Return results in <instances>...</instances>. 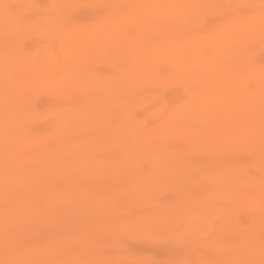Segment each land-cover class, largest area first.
<instances>
[{"label":"rangeland","instance_id":"rangeland-1","mask_svg":"<svg viewBox=\"0 0 264 264\" xmlns=\"http://www.w3.org/2000/svg\"><path fill=\"white\" fill-rule=\"evenodd\" d=\"M124 1L125 5L123 3L120 5L116 4L118 0H69L66 3L68 5L67 10L65 9L63 13H60L59 16L61 17L57 21H54V15L51 14V10L53 11L55 7L53 4L54 0H32L31 7L26 12L20 14L22 16H19V19L24 20L22 25L24 27L20 31V36H17L18 42H16V38L10 35L3 37L0 30V55L8 54L9 49L12 46L15 48L19 43L18 51H22L23 56L31 55L34 57L37 55L34 58L37 59L38 67L37 87L33 90L31 86H24L20 93L22 97L19 95V98L14 103L15 109L12 110L11 116L16 120L18 119L16 122L17 129L14 132L17 136H14L13 142L10 141L6 146H2V150L0 151V173L2 169L6 171L4 174L10 177L14 173V161L18 156L13 151L18 136L21 138L20 141L26 140L27 146L37 148V160L39 161L49 155L58 156L57 150L59 147L55 140L69 143V147L64 148L65 150L72 147V150H76L77 147H81L83 144L87 143L89 145L91 143L89 147L93 148L95 146V152L93 151L91 156L84 159L77 168L71 167L72 169L68 170L69 174L66 172L62 175H56L45 182L48 183L49 187L51 185L52 191L59 189L58 192L64 191L67 193L73 189L74 192L81 193L83 190L92 191L94 189L93 195L96 194L94 202L99 204L103 203L104 198L111 196L109 205L106 208L92 212L86 219L83 218L86 215H78L76 209L75 211L74 208L68 210V202L57 204V207L54 208L57 211L56 213H61L59 216L61 221L59 219H47L46 222L45 219H32L34 225L30 221L31 226L27 220L24 222L21 219H5L4 221H7L6 225L5 223L1 225L6 229V232L11 229L15 230L14 232L10 231L12 232L11 236H9L11 242L10 240L8 242L14 246L15 251L21 252L28 249V252L20 258L18 257L19 259L10 255V258L9 256L1 257L0 255V264H26L27 260L30 262L35 260L37 264H84L81 261L85 259L82 253L79 257L82 263L73 257L75 250L84 245L90 246L88 249L84 246V250H86L84 254L98 252L96 253L98 254L97 256L103 259L101 263L105 264H233L231 262L233 258L235 259L234 261L246 259L249 262L247 264L264 262V257L258 258L260 261L258 259L253 261L256 252H252L255 249L257 251L261 250V246L263 251L264 247V202L260 199L259 206H255V203L251 199L250 201L247 200L241 203L240 200L233 198L223 199L215 195V192H224L230 186L228 183L232 182L230 181L231 178L237 175V177L241 176L242 178L240 181L232 182V186L237 187L239 193L241 192L243 195H246L244 199L248 198L247 194L253 192L252 186L254 184L263 187L261 193L264 196V23L262 25V21H260L263 20L264 22V0ZM147 4L151 7H157L156 10L141 15L139 13L141 12L140 9L143 5ZM7 5L8 10L2 16H8L18 11V7L16 6L18 4L14 0H9ZM128 5L130 6L128 7ZM101 12L102 14H100ZM160 15L167 17V19H164L166 20L164 23L160 21ZM140 16L143 17V23L139 22L138 32L143 33L141 37L149 36L147 39H150L146 41L148 45L145 52L140 47L142 45L140 38H135L137 34L136 29H133L127 36L130 38L128 44L123 45L118 43L115 46L112 44H108L107 46L102 45L100 54H97L96 50L89 48L87 50L88 54L90 53L88 60H80L81 67L83 66V68L88 69L89 73L92 72V74L98 76L103 84V89L98 91L97 88H94L91 91L84 92L82 88H79L78 84H74L73 90L71 89L67 92V87L63 88L50 83L52 76H56V73L65 74L63 68L69 67L67 57L65 61L62 54L65 53L63 52L64 49L70 48L72 41L66 38L62 39L65 37V34L62 35L64 28H72L76 34H81V36H77V39L76 36L73 38L78 43L80 41V43H85L90 40L91 37L89 38V36L95 35L96 29H98V25L102 20L119 18L117 19L119 21L118 24H123L129 19L135 21ZM43 17L44 19H42ZM39 19L42 20L40 23ZM61 21L63 24L65 23L64 26L63 24L56 23H61ZM240 22H242V27ZM260 22L261 24H259ZM244 23L245 25H243ZM156 31L157 34L161 32L159 37H155ZM254 31L256 34H254ZM231 35L235 37L233 38ZM246 35L247 37H245ZM142 38L145 39L146 37ZM210 38H213V40ZM222 38L224 41L220 42L223 40ZM175 39H179L177 42L183 43L184 50L179 51V53L174 50L168 52L170 41ZM133 40L134 42H131ZM213 43L215 44L214 47L212 46ZM189 46L191 47L189 48ZM196 47L200 48V50ZM58 48L61 55L56 52ZM211 48L214 50H211ZM154 50L159 52L152 53ZM108 54H112V57L110 55V57L107 56ZM151 54H159L158 57L161 58L157 61L159 63L151 62ZM130 55L132 56L130 57ZM200 56L204 60H206L205 58L209 60L221 57L211 66H208L209 68H203L199 64L200 62L196 61ZM225 57L237 58L238 60L235 61L237 62L238 70L235 74L233 72L232 78H234L233 82H235L237 88L240 89L236 91L241 94L236 98H225L222 102L223 104H219L221 107L216 106L218 107V112L217 115H214L213 121L211 117L204 116L198 109H194L195 111L191 116L190 109L192 108V102L200 106L203 103V99H205V94L212 93L214 90L212 88L217 87L219 89L218 87L222 85V82L214 81V84L207 86V89H210L211 92L203 88L201 85L203 69L205 71L210 70L208 73H211L218 63L224 62L223 59ZM54 59L55 66L52 65L48 69V61L50 60L49 62H51ZM125 59L128 64L127 62H123ZM143 61L145 62L143 63ZM133 62L140 69L139 71H143L145 77L133 83L127 90L124 89L125 92L122 93L118 99L119 101H117L118 106H112L108 116L105 115L99 124H94L91 127L93 132L84 134L80 128L76 129L75 125L70 127L69 125L72 122L83 123L84 116L88 112L87 110H92L91 106L95 105L93 101H89L91 98H108L111 88L118 87V85L117 87L112 85L115 81L114 78H118V75H114V72H121L125 71L123 69L134 67ZM208 62L209 64L211 63V61ZM6 65H12L15 68L18 64L10 59L5 62ZM208 73L207 75H209ZM235 76L239 78L237 77L236 80ZM50 87L56 88L52 90ZM243 90L247 94H253L254 98L256 97L257 101L253 108H245L240 102L243 98ZM200 95H202V98ZM186 105L190 106L187 107ZM67 108L73 110L69 118L67 116ZM120 111L122 112L120 113ZM16 116H25V118L22 117L23 119L19 120ZM22 122L23 124H20ZM212 128L213 130H211ZM184 132L186 133L185 135ZM214 132H219L221 135L220 139L212 135ZM202 133L206 134L205 137ZM130 138L131 140H129ZM235 143L238 144L236 145L238 147L235 146ZM146 144L149 145L145 149ZM138 145L140 147L136 149ZM141 145L144 147H141ZM130 148L132 152L128 155ZM4 150L7 151L5 152ZM171 164L175 166L173 167L175 170L172 169ZM109 175L110 177H108ZM114 178L118 182L117 187L111 185ZM134 182L136 183L134 184ZM119 184H123L122 187ZM86 187L87 189H85ZM113 214L115 215L114 217ZM76 215L80 218H75L77 217ZM23 222L26 226L23 225ZM22 225L26 228H22ZM3 228L1 227V231H3ZM79 230L80 232H85H83L81 239L74 240L72 237ZM1 231L0 239L5 233ZM55 237H59V242L62 241L64 243L63 247L65 250H46V246ZM249 238H253V240L258 239V243L263 244L257 248L259 245L256 243V248L250 251L252 255L248 254L247 247L254 246L253 243L255 242H251V246L247 245ZM110 241L111 243H109ZM29 247L34 248L31 250ZM7 248L2 247L0 251L5 252ZM226 252L227 254H225ZM43 261L44 263H42ZM240 262L242 261L236 262V264H240ZM90 264L92 263L90 262Z\"/></svg>","mask_w":264,"mask_h":264},{"label":"bare ground","instance_id":"bare-ground-1","mask_svg":"<svg viewBox=\"0 0 264 264\" xmlns=\"http://www.w3.org/2000/svg\"><path fill=\"white\" fill-rule=\"evenodd\" d=\"M9 0H0V30L2 31L1 33L3 34V37H6L7 35H10L11 37H14L16 38V42L17 41V36H20V31L22 30V26L23 25V21L22 19H19V16H22L20 14H22L23 12H26L30 7H31V2L32 0H14L18 5H16L18 8V11L15 13H12L8 16H2L4 14L5 11L8 10V5H7V2ZM67 1L69 2V0H54V9L53 11L51 10V14H53V19L54 21L61 17L59 16L60 13H63V11H65V9L68 7V5L66 4ZM72 1V0H71ZM88 1V0H87ZM92 1V0H91ZM95 1V0H94ZM108 1V0H107ZM124 0H118V2L116 4L120 5L121 3H123V5H125V1L123 2ZM134 1V0H133ZM140 2L144 1V0H139ZM187 1V0H186ZM192 1V0H191ZM242 2V1H241ZM245 2V1H244ZM147 3V2H146ZM172 3V2H171ZM192 3V2H191ZM214 3V2H213ZM52 4V5H53ZM77 4V3H76ZM136 4V3H134ZM208 4V2H207ZM218 4V3H217ZM104 5V4H103ZM107 5V4H106ZM127 5V3H126ZM130 5H128L129 7ZM133 6V5H132ZM136 6V5H135ZM140 6V5H138ZM53 7V6H52ZM141 7V6H140ZM172 7V6H171ZM175 7V6H174ZM15 8V7H14ZM115 8V7H114ZM157 7L155 6H150V5H143L142 8L140 9L141 12H139L141 15L143 13H149V12H152V11H155ZM207 8V7H206ZM96 9V8H95ZM10 10V9H9ZM49 10V9H48ZM67 10V9H66ZM121 10V9H120ZM125 10V9H124ZM11 11V10H10ZM30 11V10H29ZM158 11V10H157ZM93 12V11H92ZM107 12V11H106ZM133 12V11H131ZM135 12V11H134ZM48 13V12H47ZM105 13V12H104ZM103 13V14H104ZM159 13V12H158ZM99 14V13H98ZM102 14V12L100 13ZM115 14V13H114ZM233 14V13H232ZM112 15V14H111ZM121 15V14H120ZM149 15V14H148ZM110 16V15H109ZM124 16H126L124 14ZM262 16V15H261ZM29 17V16H28ZM34 17V16H33ZM45 17V16H44ZM44 17L42 19H44ZM107 17V16H106ZM129 17V16H128ZM147 17V16H146ZM155 17V16H154ZM110 18V17H109ZM123 18V17H122ZM196 18V17H195ZM262 18V17H261ZM32 19V18H31ZM119 19V18H117ZM117 19H108L106 21H103L98 25V29H96V32H95V35H92V36H89L90 40H88L87 42L85 43H78L76 41L77 39V36H81V34H76L75 31H73L72 28L70 29H63V34H65V37H63L62 39H68V40H71L72 41V45L70 46L69 49H61L63 50V52H65L64 54H62V56L64 55V59L65 61L68 59V63H69V67L66 66L63 68V71L65 72V74H62V73H59L57 74L56 73V76H52L51 77V81L50 83L54 84V85H57L59 87H63V88H68L67 92H69L74 84H78L79 88H82L85 91H91L93 90L94 88H97L98 91L103 89L102 86V82L99 80L98 76L95 75V74H92L89 73L88 69L86 68H83V66L81 67V63H80V60L83 61V60H88L89 58V54L87 52V50L90 48L96 50V53L97 54H100V48L102 47V45H108V44H112L113 46H115L116 44L118 43H121L123 45H126L130 42V38L127 37L129 33L132 32L133 29H136L137 31V34L135 35V38H140V42L142 43V45L140 46L141 48H143V51L145 52L146 51V47H147V43L146 41L150 40V39H147V37L149 36H142V37H146L145 39H143L141 37V35H143V33H140L138 32V24L139 22L143 21V17H139L137 19L134 20H127V22H124L122 25L121 24H118L119 21ZM121 19V17H120ZM127 19V18H126ZM158 19V18H157ZM159 19L161 22L164 23V19H167L166 16H163V15H160L159 16ZM234 19V18H233ZM241 19V17H240ZM256 19H258L256 17ZM38 20V19H37ZM61 20V19H60ZM95 20V19H94ZM101 20V19H100ZM150 20V19H149ZM237 20V19H236ZM255 20V19H254ZM40 20L39 19V23H40ZM45 21V20H43ZM97 21V20H96ZM123 21V20H122ZM121 21V22H122ZM146 21V20H145ZM242 22H244L243 20H241ZM259 21V20H257ZM262 21V25H263V20H260ZM53 22V20H52ZM68 22V21H67ZM153 22V21H151ZM157 22V21H156ZM238 22V21H237ZM242 22H240L241 24V27H242ZM248 23H250L249 21H247ZM33 24V22H31ZM38 23V24H39ZM42 23V22H41ZM51 23V22H50ZM57 24H63V22L61 21V23H58L56 22ZM143 23V22H142ZM162 23V24H163ZM254 23V22H253ZM29 24V23H28ZM35 24V23H34ZM47 24V23H45ZM76 24V23H74ZM73 24V25H74ZM228 24V23H227ZM230 24V23H229ZM233 24H236V23H233ZM251 24V23H250ZM261 24V22L259 23ZM37 25V24H36ZM34 25V26H36ZM55 25V24H54ZM65 25V23L63 24V26ZM72 25V26H73ZM176 25V24H175ZM231 25V24H230ZM239 25V24H238ZM237 25V26H238ZM245 25V23L243 24ZM247 25V24H246ZM29 26V25H28ZM32 26V27H34ZM47 26H50V25H47ZM75 26V25H74ZM94 26V25H93ZM227 26V25H226ZM251 27V25H249ZM264 26V25H263ZM54 27V26H53ZM66 27V26H65ZM91 27V26H90ZM228 27V26H227ZM235 27V26H233ZM255 27V26H254ZM253 27V29H254ZM257 27V26H256ZM262 27V26H261ZM31 28V26H30ZM79 28V27H78ZM239 28H240V25H239ZM249 28V27H248ZM247 28V29H248ZM264 28V27H263ZM262 28V29H263ZM84 29V28H83ZM184 29V28H183ZM230 29V27H229ZM44 30V29H42ZM86 30V29H85ZM172 30V29H171ZM246 30V29H245ZM255 30V29H254ZM27 31V30H26ZM35 31V30H34ZM57 31V30H56ZM77 31V30H76ZM90 31V30H89ZM140 31V30H139ZM155 31V30H154ZM180 31V30H179ZM232 31V30H231ZM235 31V30H234ZM233 31V32H234ZM238 28H237V32H238ZM86 32V31H85ZM164 32V31H163ZM170 32V31H169ZM178 32V31H177ZM224 32V31H222ZM232 32V33H233ZM255 32V31H254ZM264 32V31H263ZM262 32V33H263ZM34 33V32H33ZM79 33V32H78ZM84 33V32H83ZM182 33V32H181ZM230 33V31H229ZM242 33V32H241ZM240 33V34H241ZM249 33V32H248ZM259 33V32H258ZM37 34V33H36ZM42 34V33H41ZM147 34V33H146ZM145 34V35H146ZM161 34V32L159 34H157V31L155 32V37H159V35ZM231 34V33H230ZM235 34V33H233ZM238 34V33H237ZM247 34V33H246ZM256 34V32L254 33ZM40 35V34H39ZM61 35V34H60ZM163 35V34H162ZM176 35V34H175ZM229 35V34H228ZM76 36V39L73 38ZM88 36V35H87ZM169 36V34H168ZM166 36V37H168ZM190 36V35H189ZM224 36V35H223ZM227 36V35H226ZM232 36V35H231ZM238 36V35H237ZM251 36V35H250ZM249 36V37H250ZM263 36V35H262ZM163 37V36H162ZM174 37V36H173ZM222 37V36H221ZM233 37V36H232ZM235 37V36H234ZM233 37V38H234ZM240 37V36H239ZM247 37V35L245 36ZM220 38V37H219ZM230 38V36H229ZM231 38V39H233ZM238 38V37H236ZM262 38V37H261ZM20 39V38H19ZM56 39V38H55ZM87 39V38H86ZM213 40V38H210ZM223 39V38H222ZM250 39V38H249ZM52 40V39H51ZM164 40V39H163ZM177 40L179 39H175L173 41H170V47L168 49V52L171 51V50H174L176 51L177 53H179V51H183L184 50V47H183V43H179V41L177 42ZM197 40V39H196ZM208 40V39H207ZM220 40V39H219ZM218 40V41H219ZM229 40V39H228ZM239 40V39H238ZM248 40V39H247ZM251 40V39H250ZM257 40V39H255ZM10 41V40H9ZM49 41V40H48ZM58 41V40H57ZM65 41V40H64ZM162 41V40H161ZM167 41V40H166ZM224 39L220 42H223ZM231 41V40H230ZM54 42V41H53ZM63 42V41H62ZM83 42V41H82ZM131 42H134L131 41ZM138 42V41H136ZM183 42V41H182ZM214 42V41H213ZM232 42V41H231ZM69 43V42H68ZM139 43V42H138ZM165 43V42H164ZM210 43V41H209ZM208 43V44H209ZM259 43V42H258ZM9 44V43H8ZM140 44V43H139ZM211 44V43H210ZM226 44V43H225ZM17 45V44H16ZM154 45V44H153ZM157 45V44H156ZM161 46H164L162 44H160ZM214 43H213V47H214ZM239 45V44H238ZM15 46V45H14ZM18 46H19V43H18ZM18 46H15V48L12 46L10 49H9V52L8 54H3V55H0V151L2 150V146H6L10 141H12V139H14V136L16 137L17 135H15V131H16V122L17 120L12 117V110L15 109L14 107V103L16 102V100L19 98V95H21V90L24 86H31V89H35L37 87V59L32 57L31 55H28V56H23V52H19L18 51ZM22 46V45H21ZM57 46V45H56ZM139 46V45H138ZM198 46V45H197ZM53 47V46H52ZM191 46H189L190 48ZM216 47V46H215ZM8 48V46H7ZM21 48V47H20ZM65 48V47H64ZM113 48V47H112ZM139 48V47H138ZM186 48V47H185ZM197 48V47H196ZM209 48V47H208ZM217 48V47H216ZM234 48V47H233ZM103 49V48H102ZM106 49V48H105ZM119 49V48H118ZM136 49V48H135ZM150 49V48H148ZM147 49V50H148ZM187 49V48H186ZM200 50V48H197ZM203 49V48H202ZM220 49V48H218ZM223 49V48H222ZM6 50V49H5ZM24 50V49H23ZM59 50V48H58ZM56 51L58 52L57 54H60V50L59 51ZM104 50V49H103ZM102 50V51H103ZM117 50V49H116ZM165 50V49H164ZM190 50V49H189ZM211 50H214L211 48ZM228 50V49H227ZM25 51V50H24ZM27 51V50H26ZM54 51V50H52ZM101 51V52H102ZM151 51V50H150ZM167 51V50H166ZM194 51V50H193ZM16 52V53H15ZM30 52V51H29ZM62 52V53H63ZM115 52V51H114ZM159 52V51H158ZM156 50L152 51V53H158ZM212 52H215V51H212ZM34 53V52H33ZM109 53V52H108ZM138 53V52H137ZM195 53V52H194ZM219 53V51H218ZM36 54V53H35ZM105 54V53H104ZM124 54H126V52H124ZM160 54V53H159ZM158 54V55H159ZM202 54V52H201ZM238 54V53H237ZM25 55V54H24ZM55 55V54H54ZM61 55V54H60ZM66 55V56H65ZM110 54H108L107 56H109ZM145 55V54H144ZM158 55H152L151 54V62L152 63H155L157 62L158 60H160L161 58L158 57ZM176 55V54H175ZM181 55V54H180ZM199 55V54H198ZM98 56V55H97ZM103 56V55H102ZM112 57V54L110 55ZM109 56V57H110ZM132 55H130L131 57ZM142 56V55H141ZM168 56V55H167ZM192 56V55H191ZM194 56V54H193ZM202 56V55H201ZM201 56L199 57L198 60V63L200 65H202V67H207L209 68L208 66H211L215 61H217L219 58H213V59H209L207 60V58H205L206 60L202 59ZM236 56V55H235ZM67 57V59H66ZM128 57V56H127ZM136 57V56H134ZM178 57V55H177ZM182 57V56H181ZM187 57V56H186ZM214 57V56H213ZM22 58V59H20ZM43 58V57H42ZM48 58V57H47ZM46 58V59H47ZM61 58V56H60ZM115 58V57H114ZM137 58V57H136ZM212 58V56H211ZM12 59L13 61H15V63H17L18 65L14 68L12 67V65H6L5 66V62H7L8 60ZM20 59V60H18ZM45 59V57H44ZM109 59V58H108ZM111 59V58H110ZM148 59V58H147ZM176 59V58H175ZM174 59V60H175ZM179 59V58H178ZM234 59V60H233ZM227 58L225 57L223 59V63H218L217 66H215V69L211 72V73H208V71L210 72V70H207L202 73L201 75V85L203 88H206L207 89V86L209 84H214L215 82L214 81H220L222 82V85H220V87H218L219 89H217V87L215 88H212L214 89L212 93L206 95L205 94V99H203V103L200 104V106L196 105L195 102H192V108L190 109V113L191 116L193 115V112L195 111L194 109H198L200 110V112L204 115V116H209L211 117L212 121L214 120V115H217V112H218V107H221V105L219 106V104H223L222 102L224 101L225 98H228L229 97H238L241 93L238 92L240 89L237 88V86L235 85V82L234 81V78H232V75H233V72L234 74L236 73V71L238 70V65L237 62H235L237 60V58ZM92 60V59H91ZM97 60V59H96ZM100 60V59H99ZM138 60H139V57H138ZM137 60V61H138ZM50 61V60H49ZM47 63V67L48 69L54 65L55 66V59L51 62ZM111 61V60H110ZM140 61V60H139ZM163 61V60H162ZM189 61V60H188ZM208 61H211V63L209 64ZM238 61V60H237ZM47 62V61H46ZM61 62V61H60ZM64 62V61H63ZM94 62V61H92ZM119 62V61H117ZM123 62H127L126 59L125 61L123 60ZM145 61H143L144 63ZM170 62V61H169ZM185 62V61H184ZM208 62V63H207ZM42 63V62H41ZM45 63V62H44ZM141 63V62H140ZM159 63V62H157ZM239 63V62H238ZM83 64V63H82ZM89 64V63H88ZM123 64V63H122ZM121 64V65H122ZM128 64V62H127ZM146 64V63H145ZM148 64V63H147ZM174 64V63H173ZM182 64V63H181ZM92 65V64H91ZM110 65V64H109ZM133 65L134 67L130 68V69H123L125 71H121V72H114V75H118V78H114L115 81L113 82V86H116L118 85L117 88H111V91H110V95L108 96V98H94V99H90L89 101H93L95 103V105L91 106V108H93L92 110H87L88 112L86 113V115L84 116V121L83 123H71L69 126L72 127L73 125H75L76 129H81L84 134H90L92 131V126L94 124H99V122H101L103 120V118L105 117V115L108 116L109 114V111H111L110 109H112V106H118V102L119 101V97H121L122 93L125 92V90H127L128 88L131 87V85L133 83H135L136 81H139L141 80L142 78L145 77V74H143V71H139L140 69L137 68V65L133 62ZM216 65V63H215ZM240 65V64H239ZM41 66V65H40ZM64 66V65H63ZM70 66H72V68H70ZM125 66V65H124ZM139 66V65H138ZM90 67V66H89ZM93 67V66H92ZM114 67V66H113ZM150 67V66H148ZM196 67V65H195ZM242 68V67H241ZM45 69V68H44ZM59 69V67H58ZM65 69V70H64ZM73 69V71H72ZM94 70V69H93ZM112 70V69H111ZM115 70V69H114ZM186 70V69H185ZM201 70V71H203ZM62 71V70H61ZM178 71V70H177ZM47 72V71H46ZM56 72V71H55ZM94 72V71H93ZM147 72V71H146ZM159 72V71H158ZM200 72V71H199ZM207 73L209 75H207ZM181 75V73H179ZM200 74V73H199ZM195 75V74H194ZM100 76V75H99ZM104 76V75H103ZM43 77V76H42ZM102 77V76H101ZM113 77V76H111ZM136 77V78H135ZM157 77V76H156ZM159 77V76H158ZM236 77V76H235ZM238 77V76H237ZM237 77H236V80H237ZM50 78V77H49ZM200 78V77H198ZM239 78V77H238ZM112 79V78H111ZM149 79V78H148ZM49 80V79H48ZM155 80V78H154ZM225 80V82H224ZM240 80V79H238ZM105 81V80H104ZM151 82V81H150ZM156 82V81H155ZM246 82V81H245ZM256 82V81H255ZM262 82V81H261ZM148 83V82H147ZM152 83V82H151ZM154 83V81H153ZM199 83V82H198ZM239 83V82H238ZM46 84V83H45ZM49 84V82H48ZM106 84V83H105ZM141 84V83H140ZM221 84V83H220ZM244 84V83H243ZM136 85V84H134ZM217 86V85H216ZM255 86V84H254ZM253 86V87H254ZM257 86V85H256ZM52 90L55 89L56 87H50ZM210 88V86H209ZM243 88V87H242ZM125 89V90H124ZM244 89V88H243ZM51 90V91H52ZM57 90V89H56ZM59 90V89H58ZM73 90V89H72ZM207 90H210V89H207ZM238 90V91H236ZM249 90V89H248ZM108 91V89H107ZM202 91V90H201ZM199 91V92H201ZM252 91V90H251ZM32 92V90H31ZM64 92V91H63ZM78 92V91H77ZM206 92V91H205ZM209 92V91H208ZM211 92V90H210ZM81 93V92H80ZM87 93V92H86ZM134 93V92H133ZM258 93V92H257ZM264 93V92H263ZM61 94V93H60ZM59 94V95H60ZM108 94V93H107ZM127 94V93H126ZM198 94V93H197ZM48 95V94H47ZM58 95V94H57ZM263 95V94H262ZM102 96V95H101ZM196 96V95H195ZM201 98H202V95H200ZM254 95L253 94H247V92L245 90L242 91V100L240 101L242 103L243 106H245V108H253L255 106V103L257 101L256 97L254 98L253 97ZM256 96V95H255ZM264 96V95H263ZM22 97V95H21ZM71 97H74V96H71ZM86 97V96H85ZM89 97V96H88ZM95 97V96H94ZM195 98V97H194ZM199 98V97H198ZM234 98V99H235ZM127 99V98H126ZM197 99V97H196ZM85 100V99H84ZM107 100V101H106ZM205 100V101H204ZM66 101V100H65ZM88 101V102H89ZM198 101V100H197ZM71 102V101H70ZM87 102V103H88ZM104 102V104H102ZM199 102V101H198ZM197 102V103H198ZM202 102V101H201ZM226 102V101H225ZM86 103V102H85ZM130 103V101H129ZM190 103V102H189ZM229 103V102H228ZM232 103V102H230ZM262 103V102H261ZM18 104V103H17ZM26 104V103H25ZM111 104V105H110ZM235 104H238V103H235ZM64 105V104H63ZM83 105V104H82ZM92 105V104H91ZM232 105V104H231ZM241 105V104H240ZM123 106V105H122ZM187 106V105H186ZM190 106V105H188ZM187 106V107H188ZM218 106V107H216ZM234 106V105H233ZM239 106V105H238ZM67 107V106H65ZM235 107V106H234ZM71 108V107H70ZM119 108V107H118ZM228 108V107H227ZM231 108V107H230ZM68 109V108H67ZM116 109V108H115ZM130 109V108H129ZM185 109V108H184ZM28 110V109H27ZM128 110V109H127ZM233 110V109H232ZM238 110V109H237ZM243 110V109H242ZM75 111V109H74ZM80 111V110H79ZM123 111V110H122ZM120 111V113L122 112ZM187 111V110H186ZM249 111V110H248ZM73 112V110H69L67 111V116L69 118V115ZM113 112V111H112ZM235 112V111H234ZM60 113V112H59ZM64 113V112H63ZM84 113V112H82ZM30 115V114H29ZM33 115V114H32ZM61 115V114H60ZM65 115V114H64ZM79 115V114H78ZM114 115V114H113ZM123 115V114H122ZM222 115V114H221ZM242 115V114H241ZM246 115V114H245ZM255 115V114H254ZM120 116V115H119ZM126 116V115H125ZM198 116V115H197ZM240 116V115H239ZM243 116V115H242ZM247 116V115H246ZM249 116V115H248ZM17 118H19V120L25 116H16ZM59 117V116H58ZM78 117V116H77ZM112 117V116H111ZM129 117V116H128ZM171 117V116H170ZM205 117V118H206ZM113 118V117H112ZM194 118V117H192ZM236 118V117H235ZM239 118V117H238ZM23 119V118H22ZM63 119V118H62ZM197 119V118H196ZM209 119V118H208ZM232 119V118H231ZM240 119V118H239ZM64 120V119H63ZM73 120V119H72ZM167 120V119H166ZM182 120V119H181ZM243 120V119H242ZM118 121V120H117ZM188 121V120H186ZM185 121V122H186ZM195 121V120H194ZM248 121V120H247ZM61 122V121H59ZM249 122V121H248ZM107 123V122H106ZM119 123V122H118ZM125 123V122H124ZM129 123V122H128ZM184 123V122H183ZM20 124H23L20 123ZM77 124V125H76ZM182 124V123H181ZM184 125V124H182ZM211 125V124H210ZM63 126V125H61ZM124 126V125H123ZM132 126V125H130ZM187 126V125H186ZM190 126V125H189ZM205 126V125H204ZM207 126V125H206ZM217 126V125H216ZM19 127V126H18ZM66 127V125H65ZM74 127V128H75ZM117 127V126H116ZM214 127V126H213ZM222 127V126H221ZM241 127V126H240ZM59 128V127H58ZM64 128V127H63ZM115 128V127H114ZM125 128V127H124ZM147 128V127H146ZM158 128V127H157ZM174 128V127H173ZM194 128V127H193ZM216 128V127H214ZM218 128V127H217ZM60 129V128H59ZM113 129V128H112ZM130 129V128H129ZM141 129V128H140ZM185 129V128H184ZM221 129V128H220ZM220 129H218L220 131ZM68 130V129H67ZM72 130V129H71ZM147 130V129H146ZM170 130V129H169ZM196 130V129H195ZM213 130V128L211 129ZM217 130V129H216ZM223 130V129H222ZM132 131V130H131ZM167 131V130H166ZM187 131V130H186ZM200 131V130H199ZM247 131V130H246ZM140 132V131H139ZM149 132V130H148ZM154 132V131H153ZM171 132V131H170ZM202 132V131H201ZM248 132V131H247ZM81 133V132H80ZM99 133V132H98ZM119 133V132H118ZM133 133V132H132ZM141 133V132H140ZM147 133V132H146ZM205 133V132H204ZM206 133H209V132H206ZM212 133V132H211ZM217 133V134H216ZM238 133V132H237ZM244 133V132H243ZM94 134V133H93ZM150 134V133H149ZM154 134V133H153ZM178 134V133H177ZM186 133L184 132V135ZM203 134V133H202ZM239 134V133H238ZM97 135V134H96ZM138 135V134H137ZM146 135V134H145ZM204 135V134H203ZM206 135V134H205ZM204 135V137H205ZM212 135H215L216 138H219L221 135L219 134V132H214V134ZM228 135V134H227ZM88 136V135H87ZM90 136V135H89ZM118 136V135H117ZM124 136V135H123ZM134 136V135H133ZM143 136V135H142ZM225 136V135H224ZM250 136V135H249ZM20 136L17 137V141L15 143V149L13 151V153H15L18 158L14 161V173L11 175L12 177H10L9 175L7 174H4V172L6 171H1L0 173V225L1 224H4L6 225L7 221H4L5 219L6 220H10V219H21V220H24V222L27 220L29 222V225H31L33 223V220L34 219H45V221L47 219H59L60 220V212L59 213H56L57 211L54 209L57 207V204L59 205L60 203H63V202H68L69 203V206H68V210L74 208V211L75 209L77 210V213L78 215H86L85 217L83 218H87L89 217L88 215L91 214L92 212L94 211H98L99 210H102L103 208H106L108 205H109V201L111 199V196L110 197H107V198H104V201L103 203L99 204V203H95L94 202V199L96 197V194L93 195V190L92 191H87V190H83L81 193H78L77 191H68L67 193L62 191V192H58L59 189H56V190H51V185L50 187L48 186V183L45 182L46 180H49L50 178L52 177H55L56 175H62L66 172H68V170L72 167V168H77V166L84 160L86 159L87 157L91 156L92 152L94 151V147L93 148H90V144L87 145L86 144H83L81 147H77L76 150H72V148H67L66 150L64 148L66 147H69L68 145H70L69 143L67 142H62V141H59V140H55L58 144V156H54V155H49L47 157H45L43 160L40 159L37 160V148L36 147H29L27 146V142L25 141H20L21 138H19ZM93 137V136H92ZM105 137V136H104ZM195 137V136H194ZM203 137V136H202ZM201 137V138H202ZM234 137V136H233ZM240 137V136H238ZM243 137V136H242ZM96 138V137H95ZM116 138V137H115ZM133 138V137H132ZM193 138V137H192ZM191 138V139H192ZM19 139V140H18ZM27 139V138H26ZM85 139V138H84ZM99 139V138H98ZM97 139V141H98ZM103 139V138H102ZM117 139V138H116ZM220 139V138H219ZM23 140V139H22ZM50 140V139H49ZM131 140V138L129 139ZM129 140H127L129 142ZM198 140V138H197ZM243 140V139H242ZM88 141V140H87ZM96 141V140H95ZM204 141V140H203ZM13 142V141H12ZM53 142V141H52ZM76 142V141H74ZM81 143V141H79ZM83 142V141H82ZM85 142V141H84ZM91 142V141H90ZM125 142V141H124ZM201 142V141H200ZM211 142V141H210ZM226 142V141H225ZM232 142V141H231ZM237 142V141H236ZM246 142H248L246 140ZM253 142V141H252ZM101 143V142H100ZM112 143V142H111ZM119 143V142H118ZM121 143V142H120ZM126 143V142H125ZM198 143V142H197ZM207 143V142H206ZM215 143V142H214ZM222 143V142H221ZM82 144V143H81ZM97 144V143H96ZM124 144V143H123ZM149 144H152V143H149ZM148 144V145H149ZM186 144V143H185ZM196 144V143H195ZM223 144V143H222ZM55 145V144H53ZM146 144V146H142L141 147H144L145 149L147 148L148 146ZM192 145V144H191ZM205 145V144H204ZM203 145V146H204ZM212 145V144H211ZM238 145L235 143V146ZM246 145V144H245ZM98 146V145H97ZM121 146V145H119ZM118 146V147H119ZM129 146V145H128ZM132 146H134V144H132ZM137 146V145H136ZM153 146V145H152ZM232 146V145H231ZM247 146V145H246ZM105 147V146H104ZM103 147V148H104ZM127 147V146H126ZM139 145H138V148L136 147V149H139ZM193 147V146H192ZM198 147V146H196ZM215 147V146H214ZM238 147V146H236ZM47 148V147H46ZM122 148V146H121ZM125 148V147H124ZM45 149V148H44ZM51 149V148H50ZM64 149V150H63ZM96 149V148H95ZM133 149V148H132ZM142 149V148H141ZM187 149V148H186ZM205 149V148H204ZM236 149V148H235ZM43 150V149H42ZM56 150V148H55ZM127 150V149H125ZM169 150V149H168ZM5 152L7 150H4ZM146 151V150H145ZM148 151V150H147ZM151 151V150H149ZM156 151V150H154ZM50 152V150H49ZM95 152V151H94ZM132 152L131 148L129 150V154ZM105 153V152H104ZM134 153V152H133ZM125 154V153H124ZM135 154V153H134ZM152 154V153H151ZM175 154V153H174ZM45 155V154H44ZM123 155V154H122ZM178 156V154H177ZM104 157V156H103ZM138 157V156H137ZM160 157V156H159ZM182 158V157H181ZM99 159V158H98ZM108 159V158H107ZM138 159V158H137ZM140 159V158H139ZM144 159V158H143ZM160 159V158H159ZM180 159V158H179ZM91 160V159H90ZM120 161V160H119ZM118 161V162H119ZM116 162V161H115ZM160 162V161H159ZM166 162V161H165ZM99 163V162H98ZM112 163V162H110ZM138 163V162H137ZM158 163V162H157ZM175 163V162H174ZM178 163V162H177ZM104 164V163H103ZM12 165V164H11ZM91 165V164H90ZM104 166V165H103ZM173 169V167H175L173 164L170 165ZM96 167V166H95ZM191 167V166H190ZM71 168V169H72ZM99 168V167H98ZM195 168V167H194ZM7 169V168H6ZM88 169V168H87ZM164 169V167H163ZM171 169V170H172ZM190 169V168H189ZM204 169V168H203ZM5 170V169H4ZM93 170V169H92ZM102 170V169H101ZM107 170V168H106ZM175 170V169H173ZM191 170V169H190ZM195 170V169H194ZM201 170V169H200ZM229 170V169H228ZM8 171V170H7ZM83 171V170H82ZM104 171V170H103ZM111 171V170H110ZM120 171V170H119ZM163 171V170H162ZM196 171H197V168H196ZM207 171V170H206ZM77 172V171H76ZM181 172V170H180ZM200 172V171H199ZM235 172V171H234ZM75 173V172H74ZM74 173H72L73 175H75ZM222 173V172H221ZM231 173V172H230ZM230 173H228L230 175ZM69 174V172H68ZM80 174V173H78ZM99 174V173H98ZM97 174V175H98ZM176 174V172H175ZM200 174V173H199ZM235 174V173H234ZM174 175V173H173ZM120 176V175H119ZM158 176V175H157ZM198 176V175H197ZM206 176V175H205ZM91 177V176H90ZM110 177V175L108 176ZM116 177V175H115ZM118 177V176H117ZM164 177V176H163ZM173 177V176H172ZM211 177V176H210ZM219 177V176H218ZM213 178V177H212ZM242 177L241 176H238L237 175L234 177V178H231L230 181L232 182H237V181H240ZM95 179V178H94ZM221 179V178H220ZM224 179V178H223ZM227 179V178H226ZM230 179V178H228ZM56 180V179H55ZM69 180V179H67ZM91 180V179H90ZM89 180V181H90ZM158 180V179H157ZM97 181V180H95ZM122 181V180H121ZM156 181V180H155ZM173 181V180H171ZM175 181V180H174ZM229 181V180H228ZM227 181V182H228ZM102 182V181H101ZM137 182V181H136ZM134 182V184L136 183ZM232 182L228 183L230 186L225 189L224 192H215V195H217L218 197H221L223 199H227V198H233L235 200H240L241 203H243L244 201L246 202L247 200L250 201H253L255 203V206L258 205L259 206V201L260 199L264 202V196L262 195L261 193V190H262V186L261 185H256L254 184L252 186V190L253 192H251L250 194H247L248 195V198L244 199V197L246 195H243L241 192L239 193L238 192V188L235 187V186H232ZM20 183V184H19ZM117 183V184H116ZM154 183V182H153ZM225 183V182H224ZM124 184V183H123ZM122 184V185H123ZM152 184V183H151ZM80 185V184H79ZM112 186H115L117 187L118 186V182L116 181V179L114 178L113 182L111 183ZM120 187H122L121 184H119ZM131 185V183H130ZM129 185V186H130ZM54 186V185H53ZM103 186V185H102ZM125 186V185H124ZM166 186V185H165ZM164 186V187H165ZM111 187V186H110ZM114 187V188H115ZM134 188H136L135 186H133ZM139 187V186H138ZM58 188V187H57ZM103 188V187H102ZM127 188V187H126ZM132 188V187H130ZM63 189V188H62ZM77 189V188H76ZM75 189V190H76ZM87 189V187L85 188ZM129 189V188H128ZM146 189V188H145ZM115 191V190H114ZM125 191H127L125 189ZM129 191V190H128ZM135 191V190H134ZM80 192V191H79ZM102 192V191H101ZM107 192V191H105ZM121 192V191H120ZM131 192V191H130ZM129 192V194H130ZM39 193V194H37ZM99 193V192H98ZM104 193V192H103ZM128 193V192H127ZM144 193H146L144 191ZM115 194V193H114ZM98 195V194H97ZM100 195V194H99ZM110 195V194H109ZM131 195V194H130ZM138 196V194H136ZM128 196V195H126ZM133 196V195H132ZM113 197V196H112ZM120 197V195H119ZM129 197V196H128ZM135 197V196H134ZM116 198V197H114ZM127 198V197H126ZM132 198V197H130ZM98 199V198H97ZM103 199V197H102ZM134 199V198H133ZM128 200V198H127ZM119 201V200H118ZM261 201V202H262ZM98 202V201H97ZM115 202V201H113ZM112 202V203H113ZM120 202V201H119ZM134 202V201H133ZM117 203V202H116ZM146 203V202H145ZM97 204V205H96ZM118 204V203H117ZM116 204V206H117ZM261 204V203H260ZM56 205V206H55ZM68 205V204H67ZM110 205H111V202H110ZM254 206V205H253ZM118 207V206H117ZM120 207V205H119ZM184 208V207H183ZM54 209V210H53ZM117 209V208H116ZM67 210V211H68ZM72 211V210H71ZM140 211V210H139ZM103 212V211H102ZM176 212V211H175ZM180 212V211H179ZM112 213V212H111ZM159 213V212H158ZM173 213V211H172ZM69 214V213H68ZM98 214V213H97ZM107 215V214H106ZM105 215V216H106ZM170 215V214H168ZM167 215V216H168ZM64 216V215H63ZM74 216V215H73ZM77 216V215H76ZM109 216V215H108ZM107 216V217H108ZM115 215L113 214V217ZM184 216V215H183ZM62 217V216H61ZM164 217V216H163ZM170 217V216H169ZM178 217V215H177ZM209 217V216H208ZM221 217V216H220ZM64 218V217H63ZM75 218H80V217H75ZM101 218V217H100ZM106 218V217H105ZM112 218V216H111ZM160 218V217H159ZM33 219V220H32ZM73 219V218H72ZM99 219V217H98ZM106 219H109V218H106ZM168 219V218H167ZM171 219V217H170ZM30 221H31V224H30ZM43 221V220H42ZM61 221V220H60ZM176 221V220H175ZM211 221V220H210ZM23 222V225L25 224ZM27 222V223H28ZM47 222V221H46ZM13 223V222H12ZM18 225V224H17ZM22 225V228H26V227H23ZM27 224V226H29ZM34 225V223L32 224ZM31 225V226H32ZM37 225V224H35ZM45 225V224H44ZM144 225V224H143ZM26 226V225H24ZM1 227L3 228V225L0 226V231H1ZM28 228V227H27ZM164 228V227H163ZM81 230V229H80ZM77 231L74 236L72 237L74 240L76 239H81V236L83 235V232H80ZM91 230V229H90ZM5 233H4V232ZM3 232L4 235H2L1 239H0V248L2 247H8L7 250L4 251H0V255L1 257L2 256H11V257H16V258H20L22 255L24 256V254L26 252H28V249L27 251H21V252H18V251H15L14 250V246L8 242V240H10V237L11 236V233L10 231H13L12 229L9 230L8 232H6V229L3 228ZM15 231V230H14ZM13 231V232H14ZM34 231V230H33ZM20 232V230H19ZM137 232V231H136ZM135 232V233H136ZM140 232V231H139ZM164 233V232H163ZM55 234V233H54ZM60 234V233H59ZM61 235V234H60ZM58 235V236H60ZM254 238V236H253ZM253 238H249L247 241H248V244L249 246H251V242H255L253 243L254 246L252 247H247L248 249V254H251L252 252H256V255L255 253H253V255H255L253 258L255 261V259H260L261 257H264V247H263V251H262V246L263 245L262 243H258V239H254ZM34 239V238H33ZM70 239V238H69ZM68 239V240H69ZM234 239V238H233ZM238 239V238H237ZM51 240V239H50ZM62 240V239H61ZM66 240V238H65ZM244 240V239H243ZM243 240L241 241V244L243 242ZM253 240V241H252ZM257 240V241H256ZM217 241V240H216ZM237 241V240H236ZM250 241V242H249ZM11 242V240H10ZM45 242V241H44ZM76 242V241H75ZM83 242V241H81ZM113 242V241H112ZM263 242V241H262ZM47 243V242H46ZM78 243V242H77ZM111 243V241L109 242ZM240 243V242H239ZM258 243V247L259 248L261 246V250L259 249L258 251L255 249V244ZM60 244V245H59ZM64 243L61 241L59 242V237H55L53 238V240L46 246V250L49 249L50 250H61V249H64ZM240 244V245H241ZM251 244V245H250ZM32 245V244H31ZM62 245V246H61ZM109 245V244H108ZM76 246V245H75ZM86 249H88L90 246L88 245H84ZM84 246L80 247L79 249H76L75 250V254L73 255V257L77 260H79V257L82 253V255H84L85 257V262L86 264H90V262L92 264L94 263H97V264H105V263H101V261L103 262V259L102 258H99L96 254L98 252H94L93 254H84V252L86 250H84ZM110 246V245H109ZM115 246V245H114ZM206 246V245H205ZM264 246V245H263ZM60 249H59V248ZM63 247V248H62ZM240 247V246H239ZM238 247V248H239ZM243 247V246H242ZM245 247V246H244ZM31 250L32 248L34 247H29ZM71 248V247H70ZM92 248V247H91ZM26 249V248H24ZM107 249V248H106ZM110 249V248H109ZM226 249V248H225ZM235 249V248H234ZM233 249V250H234ZM256 251H255V250ZM65 250V249H64ZM63 250V251H64ZM71 250V249H70ZM82 250V251H81ZM219 250V249H218ZM232 250V249H231ZM230 250V251H231ZM251 250H254L250 253ZM20 251V250H19ZM81 251V252H80ZM79 252V253H78ZM105 252V251H104ZM246 252V254H247ZM54 253V252H52ZM234 253V252H233ZM232 253V254H233ZM224 254V253H223ZM227 254V252L225 253ZM263 254V255H262ZM27 255V254H26ZM51 255V254H50ZM70 255V254H69ZM233 255H236V254H233ZM252 255V254H251ZM9 256V258H10ZM71 256V255H70ZM225 256V255H224ZM229 256V255H228ZM247 256V255H246ZM59 257V256H58ZM62 257V256H61ZM226 257V256H225ZM18 258V259H19ZM99 258V259H98ZM221 258V257H220ZM1 259V258H0ZM3 259V258H2ZM23 259V258H22ZM35 259V258H34ZM67 259V258H66ZM88 259V260H87ZM91 259V260H90ZM102 259V260H101ZM258 259V261H260ZM25 260V259H24ZM84 260H81L83 261V263L85 264ZM90 260V261H89ZM100 260V262H99ZM235 259H231V262H236L238 263L239 261H242L240 262L241 263H246L248 261H246V259H241V260H237V261H234ZM244 260V262H243ZM67 261V260H65ZM80 260L79 262L82 263ZM89 261V262H88ZM246 261V262H245ZM257 261V260H256ZM264 261V259H263ZM6 262V261H5ZM34 262V263H33ZM63 262V261H62ZM99 262V263H98ZM108 262V261H107ZM200 262V261H199ZM219 262V261H217ZM23 263V262H22ZM44 263V261L42 262ZM249 263V262H248ZM254 263H257V262H254ZM264 264V262H260L259 264ZM20 264V263H19ZM25 264V263H23ZM26 264H37V262L35 263V260L34 261H26ZM65 264V263H64ZM113 264V263H112ZM232 264V263H231Z\"/></svg>","mask_w":264,"mask_h":264}]
</instances>
